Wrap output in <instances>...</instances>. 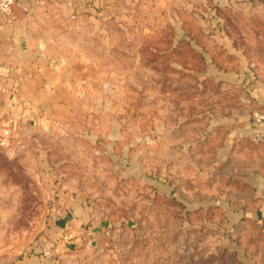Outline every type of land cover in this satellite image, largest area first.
Wrapping results in <instances>:
<instances>
[{
  "label": "rangeland",
  "instance_id": "374dc122",
  "mask_svg": "<svg viewBox=\"0 0 264 264\" xmlns=\"http://www.w3.org/2000/svg\"><path fill=\"white\" fill-rule=\"evenodd\" d=\"M92 3L45 77H0V264L57 244L56 264H245L264 0Z\"/></svg>",
  "mask_w": 264,
  "mask_h": 264
},
{
  "label": "crops",
  "instance_id": "0c3cea01",
  "mask_svg": "<svg viewBox=\"0 0 264 264\" xmlns=\"http://www.w3.org/2000/svg\"><path fill=\"white\" fill-rule=\"evenodd\" d=\"M87 1H92L94 8H99V5L107 6L115 0ZM66 2L18 0L9 13H0V77H45L46 67L52 66L56 58L53 53H48L51 43L47 40L52 39L50 35L54 32L66 29ZM89 10L94 9L91 7ZM252 126L250 134L257 142L258 150L255 157H250L252 163H247L240 176L245 192L240 195L241 207L234 225L239 227L243 240L239 249L246 252L245 264H264V122ZM77 210L75 208L71 212L73 216L68 214L59 219V229L68 230L69 234L58 242L78 241L76 233L72 234L71 230V225L79 219ZM59 246L57 244L53 250L46 249L40 255L23 257L15 264H56Z\"/></svg>",
  "mask_w": 264,
  "mask_h": 264
},
{
  "label": "built area",
  "instance_id": "2783aa9c",
  "mask_svg": "<svg viewBox=\"0 0 264 264\" xmlns=\"http://www.w3.org/2000/svg\"><path fill=\"white\" fill-rule=\"evenodd\" d=\"M26 2L32 1V0H25ZM18 3V0H0V13H9L14 5ZM67 7H73L74 6V0H67L66 2ZM75 16L74 13L72 15ZM257 121H263L264 120V112L257 113L256 114Z\"/></svg>",
  "mask_w": 264,
  "mask_h": 264
}]
</instances>
